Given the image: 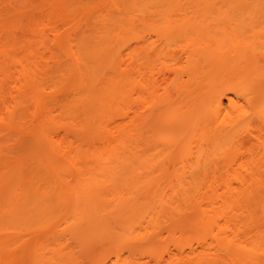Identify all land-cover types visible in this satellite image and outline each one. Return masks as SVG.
<instances>
[{
	"label": "bare ground",
	"instance_id": "1",
	"mask_svg": "<svg viewBox=\"0 0 264 264\" xmlns=\"http://www.w3.org/2000/svg\"><path fill=\"white\" fill-rule=\"evenodd\" d=\"M13 1L0 264H264V0Z\"/></svg>",
	"mask_w": 264,
	"mask_h": 264
},
{
	"label": "rangeland",
	"instance_id": "2",
	"mask_svg": "<svg viewBox=\"0 0 264 264\" xmlns=\"http://www.w3.org/2000/svg\"><path fill=\"white\" fill-rule=\"evenodd\" d=\"M26 1H28V0H26ZM32 1H33V3H32ZM165 1L166 0H158V2L160 3V4H163V3H165ZM13 2V3H12ZM25 2V1H24ZM36 2H38V0H31V4H34V3H36ZM20 4H22V3H20ZM23 4H25V3H23ZM15 5H16V7L18 8V9H20L21 7H23V5H21V6H17V4L15 3V1H13V0H0V28L1 27H5V26H11L12 24H14V21H15V19H14V17H15V15L18 17V9H17V11H16V7H15ZM26 6V5H25ZM22 9V8H21ZM27 11V10H26ZM23 12H25V11H23ZM25 14V13H24ZM25 15H27V14H25ZM25 15H23V20L24 19H28V18H24V16ZM229 15H231V14H229ZM237 16V21H238V25H244V27L246 26V28H247V30L248 29H250V27H252V26H250L249 24H248V22H244L243 20H242V18H240L239 17V15H236ZM22 17V16H21ZM26 17H28V16H26ZM16 18V17H15ZM22 19V18H21ZM19 21L20 20V18L19 19H16V21ZM22 21V20H21ZM21 21H19V22H21ZM12 23V24H11ZM22 24H23V21L21 22ZM24 24H26L25 23V20H24ZM245 28V29H246ZM236 29H238V32H242V33H244L245 34V29L243 30L241 27H236ZM252 29V28H251ZM250 29V30H251ZM260 32V33H264V26H256L252 31H248L245 35H244V38L246 37V42H248V43H250L251 42V38H252V32ZM228 33H231V34H234V35H236L237 37H235V36H233V37H235V38H237L238 40H240V39H242L241 37H239L237 34L238 33H233V32H228ZM17 36L19 37L20 36V33H17ZM234 40V39H233ZM180 44H178L177 46H179ZM177 46H176V48H177ZM173 47V46H172ZM175 48V47H174ZM175 48V49H176ZM171 50H174V49H172L171 48ZM149 67H150V69H152L153 70V76H152V80H154L155 79V83L157 84V89H158V92H157V94L159 95V97L160 98H163L164 96H165V92H164V90H162L163 88H161L162 86H161V84L163 83V81H164V79H165V81H166V78L168 79V81H170L171 82V84H172V79L174 78L172 75V71L171 70H176V72L177 71H179V72H182L183 71V69L185 68V64L184 63H178L177 62V60L175 61V60H172L171 58H168V57H165L164 55H162V54H160L159 55V57H157V60L155 59V60H153V61H150V63H149ZM182 77H183V79H184V77H185V75L183 74L182 75ZM162 82V83H161ZM169 83V82H168ZM158 84L160 85V86H158ZM170 84V83H169ZM168 84V85H169ZM169 85L168 87V91L170 90V89H172L173 90V84L172 85ZM164 87V86H163ZM171 92V91H170ZM173 93H171V94H174V97L173 98H176V94H175V92L174 91H172ZM224 101V104L225 105H227V101H226V99H224L223 100ZM30 164L32 165V167L31 168H35V166H37V164H36V162H35V159H32V160H30ZM36 174V173H35ZM40 175H41V173H39ZM43 174V173H42ZM39 175V176H40ZM44 175H45V173H44ZM41 176H43V175H41ZM45 176H48V173H47V175H45ZM49 177V176H48ZM42 178H44V177H42ZM45 178H47V177H45ZM46 180V179H45ZM44 180V181H45ZM52 180V179H51ZM50 182V180H48L47 179V183H49ZM51 183V182H50ZM5 227V225H3V223L0 221V231L3 233V236H5V235H7V232L6 231H4L3 230V228ZM71 246H72V250H73V252H75V254L77 253V248H76V246L74 245V244H72L71 243ZM150 263V262H149ZM81 264H87V261L83 258V259H81Z\"/></svg>",
	"mask_w": 264,
	"mask_h": 264
}]
</instances>
